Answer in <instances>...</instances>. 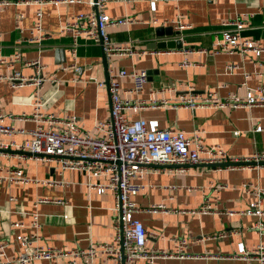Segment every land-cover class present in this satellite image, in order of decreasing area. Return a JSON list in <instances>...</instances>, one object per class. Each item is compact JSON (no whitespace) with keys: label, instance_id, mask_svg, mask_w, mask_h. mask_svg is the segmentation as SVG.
I'll return each mask as SVG.
<instances>
[{"label":"crops","instance_id":"0c3cea01","mask_svg":"<svg viewBox=\"0 0 264 264\" xmlns=\"http://www.w3.org/2000/svg\"><path fill=\"white\" fill-rule=\"evenodd\" d=\"M90 11L92 8L84 2L46 4L43 24L51 39L39 48L28 44L18 46L21 30L29 34L34 23L35 7L0 6L1 52L11 55L20 50L24 60L40 58L47 65V72L61 80L55 85L44 84L41 92L44 112L59 117L74 116L83 131L92 132L97 120L110 117L109 70H146L152 72L148 74L146 90L131 95L123 92V97L148 100L150 91H158L160 87L176 85V90L154 95L158 101L170 99V105L130 111L131 120L144 119L150 129L175 128L188 136H199L204 145L219 146L230 158H250L264 152V106L222 110L173 108V104L185 95L212 92L225 99L231 95L244 97L250 89L264 87V52L257 56L239 51L218 54L202 51L211 50L215 42L222 39L224 30L236 29V25L230 26L228 22L237 20L245 23L240 32L243 38L264 46V0H109L106 11L110 16L138 20L134 24L109 27L110 37L121 43H133L145 53L105 59L99 44L80 37L77 55L84 74L79 81H72L73 74L60 68L71 61L68 49L73 37L60 31L75 15ZM18 14L24 16L20 24L16 23ZM160 27L165 30L172 27L179 35H170L166 31L157 35ZM172 40L180 41L182 47L148 48L152 43ZM61 49L64 54L59 52ZM189 50L194 52L187 53ZM62 57L64 62L59 63ZM185 61L188 65L183 64ZM16 68L26 77L35 75L34 69L23 63L16 64ZM92 79L103 81L105 85L99 87ZM120 83L123 91L134 85L129 77ZM36 90L34 85L12 89L8 83H0L3 113L13 117L33 114ZM4 122L26 129L34 127L32 122L8 118ZM25 139L24 136L0 135V144L14 142L19 147ZM22 155L15 147L0 148V164L5 168L23 167L32 179H56L63 185L46 187L0 182V236L9 242L5 259L20 254L24 250L21 238L33 234L41 237L39 245L63 249L88 248L92 244L113 241V224L117 218L114 193L110 190L99 193L90 186L106 182L107 178H91L78 170L61 171L56 163L22 159ZM137 183L145 187L133 200L140 209L136 217L149 232L147 246L172 253L178 247L172 238L184 239L189 243L188 254L199 257L161 259L157 264H260L225 257L237 254L240 244L247 249L259 244L264 246V233L251 229L258 222L264 224V216L240 214L254 210L256 199L247 191V185L264 190V167L218 169L198 165L181 172L174 166H151ZM43 199L64 200L65 204L40 202ZM159 204H164L169 211H147ZM203 206L209 207L210 213L191 212L199 211ZM261 210L264 213V199ZM229 211L238 214L227 215ZM34 216L39 217L41 226L38 229L31 226ZM14 224L22 226L14 227ZM227 230H239V234L201 240ZM5 259L0 258V264ZM104 260L105 257L99 256L94 263L104 264ZM35 264L51 262L41 260ZM60 264H68V261L62 260Z\"/></svg>","mask_w":264,"mask_h":264},{"label":"built area","instance_id":"2783aa9c","mask_svg":"<svg viewBox=\"0 0 264 264\" xmlns=\"http://www.w3.org/2000/svg\"><path fill=\"white\" fill-rule=\"evenodd\" d=\"M108 1L0 0V6L16 4L35 7L34 23L29 30V34H25L21 30L18 46L28 44L41 48L47 40L51 39V35L46 33L43 24L44 6L46 4L51 2L56 4L84 2L89 4L92 11L75 15L60 31L62 34H71L73 37V43L68 49L71 61L63 65L60 70L71 72L73 74L72 81H79L80 76L84 74V68L78 63L77 55L78 39L80 37L91 39L99 44L107 59L132 57L145 53V51L134 46L133 43H121L110 37L107 32L109 27L134 24L138 23V20L134 17L113 18L106 11ZM23 17V14H18L16 23L20 24ZM178 23L181 28L184 27L179 20ZM244 24L238 20L228 22L230 26L236 25V29L224 30L222 39L215 42L211 50L202 51L212 54L239 51L243 54L253 53L260 56L264 52V46L257 41L247 40L241 36L240 32L244 28ZM191 51L194 52L189 50L187 53ZM18 63L33 68L35 75L26 77L21 70L16 68ZM183 64L188 65V62L185 61ZM47 68V65L40 58L24 60L23 53L20 50L11 55H4L0 46V83L6 82L12 89L30 85L37 87L34 94V112L31 115L7 116L3 113L0 102V135L9 138L14 136L26 137L25 142L19 147L11 142L1 143L0 148L8 150L15 147L23 153L22 159H35L42 163L53 162L57 164L61 171L78 170L87 173L91 178H107L106 182H97L90 184V186L99 193L104 190H110L114 193L117 211V218L113 224L115 236L109 244H92L88 248L63 249L39 245L38 242L41 237L33 234L30 237L21 238L24 250L10 259H5L9 242L0 236V258L5 259L2 264H35L41 260L49 261L51 264H60L62 260H67L68 264H80L86 261L87 264H95L94 261L99 256L105 257L104 264L109 262L111 264H157L161 259L199 258L188 254L189 243L184 239L172 238L175 243H178L176 251L172 253L147 246L149 232L142 220L136 217L140 209L133 200L145 188L143 184L137 183V180L143 179L151 166H174L181 172H186L190 167L198 165L218 169L261 168L264 167V152L256 153L250 158H230L221 147L204 145L199 136H188L184 131L175 128L150 129L144 119L131 120L128 115L130 111L138 112L148 108H158L161 105H170V99L158 101L154 98V95H164L176 90V85L160 87L158 91H150L148 100H133L129 97H123V92L131 95L141 94L146 90L149 76L146 70L128 72L126 70L114 71L110 69L107 83L111 100L110 117L106 120H97L92 132L83 131L74 116L59 117L42 110L44 103L42 102L41 92L44 84L51 82L55 85L61 81L57 79L55 74H49ZM231 68L235 67L231 66ZM127 77L133 80L134 85L132 88L123 91L120 81ZM92 80L96 81V79ZM96 82L99 87L105 85L103 81ZM254 106H264V87L262 86L250 89L244 97L231 95L221 99L215 93L209 92L204 95H185L173 104L174 109L189 108L192 110L198 108L213 110L238 109ZM6 118L32 122L34 127L30 129L15 127L6 124L4 122ZM0 182L24 185L35 184L46 187L63 185L62 182L56 179H32L26 175L23 167L5 168L1 164ZM247 188V191L256 199L253 204L254 210L240 212V214L248 213L259 217L264 216L261 210L264 190L254 185H247ZM40 202L65 204L64 200L43 199ZM147 211L149 213H159L168 212L169 210L164 204H159L152 206ZM191 212L207 214L210 213V210L209 207L203 206L199 211L193 210ZM226 213L230 216L238 214L235 211ZM17 226L21 227L22 225L14 224V227ZM31 226L35 229L40 228L41 224L38 216L33 217ZM251 229L264 233V224L258 222L252 225ZM236 234H239V230H227L216 236H208L201 240L210 237L223 239ZM225 258L264 264V246L259 244L253 249H247L243 244H240L237 254Z\"/></svg>","mask_w":264,"mask_h":264},{"label":"water","instance_id":"95a60500","mask_svg":"<svg viewBox=\"0 0 264 264\" xmlns=\"http://www.w3.org/2000/svg\"><path fill=\"white\" fill-rule=\"evenodd\" d=\"M164 31H166V32H168L170 35H179V32H175V31H173V28L172 27H169V29H164V28H158L157 29V35H161V34H163V32ZM166 47H169V48H175V47H178V48H181L182 47V43L180 42V41H178V40H172V41H169V42H155V43H152L150 46H148V48L149 49H157V48H159V49H163V48H166ZM59 52H61V53H65V51L64 50H59ZM104 57H105V59H106V56L104 55ZM61 62H64V57H62V60L60 59L59 60V63H61ZM148 74L150 75V74H152V72H150V71H148ZM108 80H109V75L107 76V82H108Z\"/></svg>","mask_w":264,"mask_h":264}]
</instances>
